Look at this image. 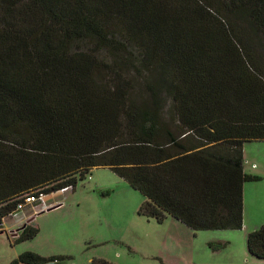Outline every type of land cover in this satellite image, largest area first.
<instances>
[{
  "label": "trees",
  "instance_id": "1",
  "mask_svg": "<svg viewBox=\"0 0 264 264\" xmlns=\"http://www.w3.org/2000/svg\"><path fill=\"white\" fill-rule=\"evenodd\" d=\"M250 141H264V0H0V224L21 196L108 167L145 197L139 214L240 230L261 179ZM247 249L264 260V225Z\"/></svg>",
  "mask_w": 264,
  "mask_h": 264
},
{
  "label": "rangeland",
  "instance_id": "2",
  "mask_svg": "<svg viewBox=\"0 0 264 264\" xmlns=\"http://www.w3.org/2000/svg\"><path fill=\"white\" fill-rule=\"evenodd\" d=\"M165 108L163 118L175 128L177 120ZM243 155L244 170L261 179L246 182L240 230L194 231L173 217L158 222L139 214L142 193L108 167H96L75 187L43 194L37 207L28 204L2 219L0 264L26 251L58 257L43 264H264L249 253L246 240L264 225V141L244 143ZM30 214L35 218H24ZM26 226L37 228L33 238H22Z\"/></svg>",
  "mask_w": 264,
  "mask_h": 264
},
{
  "label": "built area",
  "instance_id": "3",
  "mask_svg": "<svg viewBox=\"0 0 264 264\" xmlns=\"http://www.w3.org/2000/svg\"><path fill=\"white\" fill-rule=\"evenodd\" d=\"M44 199V195L40 194L39 196L35 195V194H25L24 196H21L18 199L17 202V207L15 209L14 212H12V214H16L19 210L24 209L25 206H27L28 204L33 205V204H37L38 202H42Z\"/></svg>",
  "mask_w": 264,
  "mask_h": 264
},
{
  "label": "crops",
  "instance_id": "4",
  "mask_svg": "<svg viewBox=\"0 0 264 264\" xmlns=\"http://www.w3.org/2000/svg\"><path fill=\"white\" fill-rule=\"evenodd\" d=\"M246 172V171H245ZM252 174H254V173H252ZM246 190H247V184L245 183L244 184V196H245V193H246ZM35 207H37V205H32L31 206V208H35ZM169 217H171V216H169ZM24 218L25 219H29V221L30 220H32L33 218H35V216H33L32 214H30V215H24ZM174 218V217H173ZM176 219V218H175ZM257 228V227H256ZM255 228V229H256ZM247 240V239H246Z\"/></svg>",
  "mask_w": 264,
  "mask_h": 264
},
{
  "label": "water",
  "instance_id": "5",
  "mask_svg": "<svg viewBox=\"0 0 264 264\" xmlns=\"http://www.w3.org/2000/svg\"><path fill=\"white\" fill-rule=\"evenodd\" d=\"M54 207V206H53ZM53 207H51V208H48L47 210H49V209H52Z\"/></svg>",
  "mask_w": 264,
  "mask_h": 264
}]
</instances>
